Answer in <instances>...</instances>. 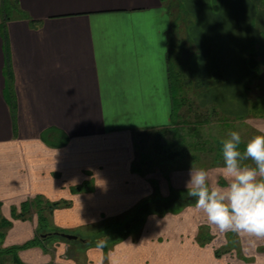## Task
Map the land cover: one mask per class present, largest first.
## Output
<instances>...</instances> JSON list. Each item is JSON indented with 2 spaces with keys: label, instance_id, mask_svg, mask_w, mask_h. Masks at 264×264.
<instances>
[{
  "label": "crops",
  "instance_id": "0c3cea01",
  "mask_svg": "<svg viewBox=\"0 0 264 264\" xmlns=\"http://www.w3.org/2000/svg\"><path fill=\"white\" fill-rule=\"evenodd\" d=\"M11 1L14 18L3 22L0 13V218L11 223L0 249L34 238L36 216L13 220L11 210L35 196L69 202L49 220L75 234L128 212L153 193V179L164 199L170 190L185 193L191 165L166 168L158 179L132 173L136 132L167 128L174 98L191 93L195 106L248 117L246 52L264 43V0ZM234 69L242 78L230 81ZM53 131L64 146H50ZM194 165L223 183L221 166ZM86 182L93 192L71 194ZM155 215L106 249L54 241L18 258L24 264H73L74 254L86 264H264V239L238 234L241 257L232 260L226 253L237 248L234 233L210 227L193 205ZM202 225L213 236L204 246L196 240ZM163 235L167 240L158 244ZM215 250L225 253L216 257Z\"/></svg>",
  "mask_w": 264,
  "mask_h": 264
},
{
  "label": "rangeland",
  "instance_id": "374dc122",
  "mask_svg": "<svg viewBox=\"0 0 264 264\" xmlns=\"http://www.w3.org/2000/svg\"><path fill=\"white\" fill-rule=\"evenodd\" d=\"M214 5L215 1L212 3L213 8ZM250 47L251 50L249 48L246 52V69L249 70L247 77L249 79V83L246 84L245 88V95L248 97L249 105L248 117H243V119L236 117H226L221 113L220 109L214 105H208L205 107L195 106L193 105L194 97L191 96V93H186V98L188 99L187 101L192 102L193 107H188V104L182 105L179 109L177 118L170 120V124L167 128H162L153 132H146L145 130L136 132L137 137H135V140H132L131 146L134 158L132 165L135 168L132 170L133 174L142 178L150 176L152 178L158 179L161 177L160 172L164 171L166 168H171L174 165L176 166L178 163L181 165L183 164L184 166L191 165L192 162L193 164L195 163L204 167L209 165L222 166L223 160L222 157L219 156L220 152L217 150V143H220L221 140L228 138V135L231 131H238L240 133L243 141V143L240 145L241 150H243L245 143L252 136L262 134L259 129H263L264 125V43H256ZM247 61L255 62L256 72L249 68ZM241 78L242 76L239 75L237 70L234 69L233 76L229 77V80L235 81L236 79ZM218 79L219 73L218 75L217 73L214 74L212 81L217 82ZM210 83L212 82H205L204 85L208 86ZM153 181L154 185L151 181H149L153 185V193L151 195L143 197L141 196L138 198L137 204L131 207L128 212L109 219H103L96 221L95 223H90V225L87 226L84 225L80 227V231H78L79 233L75 234L79 235L81 238L82 236L85 237L90 234H94L105 227L106 229L110 228L111 230H109V232L111 233L116 230L117 232L114 233L115 235L113 236L117 237L120 236L123 231L133 230L138 226V224H140L141 220H143V223L146 222L148 214L142 215L140 212L136 213L138 211L137 209H140L142 204L148 206L151 202H156L155 200H166L161 196L159 190H156L158 188L157 184L155 183L156 180L153 179ZM154 187L156 188L154 189ZM155 191L157 192L156 195H154ZM91 192L93 191H90V193ZM33 198L34 197L30 198V200ZM41 199L44 202L48 201L43 195L41 196ZM189 200L191 201L192 198H188L186 201ZM168 201L169 202L166 204L164 203L165 201L163 202V208H166L167 206H170L171 208L175 207L171 214L182 213V211L187 209V207H185V209L183 208V210L177 208L179 204L178 202H180V197L175 196V194H171ZM136 214L138 217V222L137 225L132 227L130 226L131 219L133 220ZM156 215L159 216L160 214L157 213ZM32 216L37 215L32 214ZM47 222L53 227L51 220H47ZM209 231L210 229L208 227L202 225L198 228L196 236L201 234V241H205L206 244H210L213 242V236ZM1 232L2 229L0 227V235ZM234 235L231 234V244H234V246L236 245L237 248H233L235 249L234 251L229 249L231 251H227L226 254L230 256V259H237L239 261L238 257H241V252L238 245V234L234 233ZM229 236L227 234L226 239ZM136 237L137 235L132 237L133 241L135 242L137 240ZM165 239L167 240V237L166 235H163L156 239V241L158 242V240H163L161 243H164ZM52 243L53 242L44 243V245L48 246ZM158 244H160V242H158ZM77 246L82 248L84 245L81 244L80 246ZM152 247L153 246L151 245L149 248L152 249ZM231 247L232 245L230 248ZM1 250L2 249H0V251ZM216 251L217 250H215V252ZM19 252L20 251H18V253ZM224 253L225 252L222 251V254ZM152 255L154 257L156 253H152ZM72 260V262H74L73 264L87 263V259H85L83 254H74L72 256ZM0 264H11L10 257L0 255Z\"/></svg>",
  "mask_w": 264,
  "mask_h": 264
},
{
  "label": "clouds",
  "instance_id": "9594fccd",
  "mask_svg": "<svg viewBox=\"0 0 264 264\" xmlns=\"http://www.w3.org/2000/svg\"><path fill=\"white\" fill-rule=\"evenodd\" d=\"M243 143L238 131L221 140L223 164L218 169L223 183L193 162L184 186L194 208L210 227L264 239V129ZM250 162V163H249Z\"/></svg>",
  "mask_w": 264,
  "mask_h": 264
},
{
  "label": "trees",
  "instance_id": "16d2710c",
  "mask_svg": "<svg viewBox=\"0 0 264 264\" xmlns=\"http://www.w3.org/2000/svg\"><path fill=\"white\" fill-rule=\"evenodd\" d=\"M264 5V2H263ZM16 7L14 2H12L11 0H0V13H1V17H2V21L6 22L7 20H11L13 19L15 13H16ZM251 50V48H250ZM247 64L249 66V68L256 72V66H255V62L253 61H247ZM173 79V78H172ZM175 80V77H174ZM248 90V88H247ZM172 94H174V97H176V89H175V83L174 86L171 89ZM188 99L185 97L182 100H177L176 98H174L173 103H172V107H171V113H170V120H173L175 118H177L178 113H179V109L181 108L182 105L184 104H188V107H193L192 106V102H188ZM13 129H15V124L13 123ZM15 131V130H14ZM56 135L54 136V140L53 143H50L52 147H62L64 146L65 142L64 140H61V136L56 132L53 131ZM221 143H217V150L220 152L219 156L222 157V153H221ZM92 191V186L91 183L86 182V183H82L79 186L76 187H72L70 188V192L71 194H79V193H88ZM157 192L155 191L154 195H156ZM171 194H175V196H179L180 197V202H178V209H183L185 207H189L193 205V200H189L186 201L188 198L187 193H183L180 195H176V192H174L173 190H170V194L167 198H165L166 200L163 201H159V200H155L156 202H151L148 206H145L144 204L141 205L140 209L138 208L136 213H142V215H146V214H157L159 213L160 215L165 214V213H172L173 209L175 208H171L170 206H167L166 208H163V204L169 202L168 199L170 198ZM165 201V202H164ZM164 202V203H163ZM70 206L69 202L66 201H59V202H44L41 199V196H35L32 200H27L23 203L20 204L19 210H16L15 208H13L11 210V219L13 220H22V221H26L29 220L32 217V214H36V229H35V236L32 240L20 245V246H13V247H9V248H5L2 249L0 251V255L2 256H9L10 257V261L11 264H24L22 263L19 258H18V251H22L25 249H29V248H34V247H39V248H44V243H49V242H54V241H59V242H63L66 243L68 245H84L83 247L89 246V245H98V246H102L103 249H106V247H104L105 245H109L112 242H115L116 240H119L120 238L125 237L126 235L129 234L130 231H123V233L120 234V236H113L115 235L114 233H116L117 231L114 230L112 233L111 232H106L103 235H99L97 237H91V238H83L79 235H75L72 234L71 235H75L78 238L82 239V240H87L88 242L86 244H83L81 241H75V242H69L66 241L64 239H62L59 234H67V231L61 230V229H57L54 228L52 226L49 225V223L47 222V220H49V217L51 216V213L54 209H62V208H67ZM135 218V219H134ZM133 218V220L131 219V223L130 226L134 227L135 225H137L138 222V217L137 214L136 216ZM11 226L10 221H7L3 218H0V227L2 229L1 235H0V242L3 239V230L9 228ZM51 227V228H50ZM205 230V229H204ZM57 234V235H56ZM70 234V233H69ZM43 235H45V238H43ZM201 234H198V238H197V243L201 246L205 245L206 242L205 241H201L200 238ZM113 237V238H112ZM109 243V244H108ZM78 247V246H77ZM224 252V251H223ZM222 254V251L217 250L215 252V256L219 257Z\"/></svg>",
  "mask_w": 264,
  "mask_h": 264
},
{
  "label": "water",
  "instance_id": "95a60500",
  "mask_svg": "<svg viewBox=\"0 0 264 264\" xmlns=\"http://www.w3.org/2000/svg\"><path fill=\"white\" fill-rule=\"evenodd\" d=\"M59 236L62 239L69 241V242L81 241L83 244H86L88 242L87 240H82V239L78 238L77 236L71 235V234H59ZM43 238H45V235H43Z\"/></svg>",
  "mask_w": 264,
  "mask_h": 264
}]
</instances>
